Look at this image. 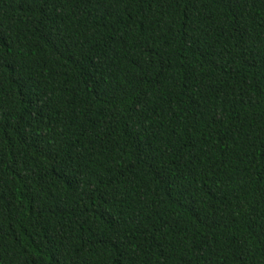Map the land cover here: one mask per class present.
<instances>
[{"label": "trees", "instance_id": "obj_1", "mask_svg": "<svg viewBox=\"0 0 264 264\" xmlns=\"http://www.w3.org/2000/svg\"><path fill=\"white\" fill-rule=\"evenodd\" d=\"M0 264H264V0H0Z\"/></svg>", "mask_w": 264, "mask_h": 264}]
</instances>
